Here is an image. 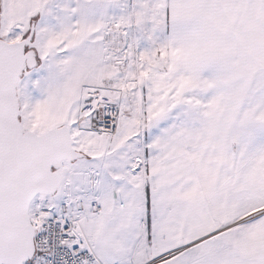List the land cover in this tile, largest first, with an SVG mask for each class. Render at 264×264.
I'll use <instances>...</instances> for the list:
<instances>
[{"label":"snow or ice","instance_id":"6c2138e0","mask_svg":"<svg viewBox=\"0 0 264 264\" xmlns=\"http://www.w3.org/2000/svg\"><path fill=\"white\" fill-rule=\"evenodd\" d=\"M0 264H264V0H0Z\"/></svg>","mask_w":264,"mask_h":264}]
</instances>
